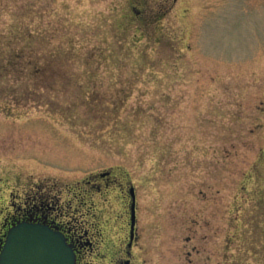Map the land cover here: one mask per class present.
<instances>
[{"label": "rangeland", "instance_id": "1", "mask_svg": "<svg viewBox=\"0 0 264 264\" xmlns=\"http://www.w3.org/2000/svg\"><path fill=\"white\" fill-rule=\"evenodd\" d=\"M40 184L125 249L134 188L123 261L264 264V0H0V235Z\"/></svg>", "mask_w": 264, "mask_h": 264}, {"label": "flooded vegetation", "instance_id": "2", "mask_svg": "<svg viewBox=\"0 0 264 264\" xmlns=\"http://www.w3.org/2000/svg\"><path fill=\"white\" fill-rule=\"evenodd\" d=\"M36 190L34 194H29L24 202L22 201V205L15 202L16 195L10 194L13 203L7 209L12 211L6 212V217L1 221L0 255L1 250L6 245L10 231L19 224L28 223L42 227L48 233L59 235L75 254L76 264H104L106 261V264H132L129 259L123 261L121 254L127 255L128 253L130 257L129 251L133 249L136 232L134 238H130L126 249L121 247L120 241L112 247L109 246L110 244L104 238L101 229L89 225V223L86 232L85 230L80 234L74 232L72 226L74 199L71 197L72 194H68L72 198L69 200L70 202L65 199L67 201H64V206H59V198L54 186L40 184L36 186ZM60 199L62 200V195ZM77 212L79 213V209L75 211V213Z\"/></svg>", "mask_w": 264, "mask_h": 264}, {"label": "water", "instance_id": "3", "mask_svg": "<svg viewBox=\"0 0 264 264\" xmlns=\"http://www.w3.org/2000/svg\"><path fill=\"white\" fill-rule=\"evenodd\" d=\"M130 194L133 238L136 225L134 188H131ZM75 260V254L59 235L28 223L19 224L10 231L0 255V264H75Z\"/></svg>", "mask_w": 264, "mask_h": 264}, {"label": "trees", "instance_id": "4", "mask_svg": "<svg viewBox=\"0 0 264 264\" xmlns=\"http://www.w3.org/2000/svg\"><path fill=\"white\" fill-rule=\"evenodd\" d=\"M3 64H6V65L9 66V67L12 65V63H9V62H8V64H7L5 60L3 61ZM4 67H5V65H3V68L1 67V69H4ZM4 71H5V70H4ZM1 72H2V71H1Z\"/></svg>", "mask_w": 264, "mask_h": 264}]
</instances>
